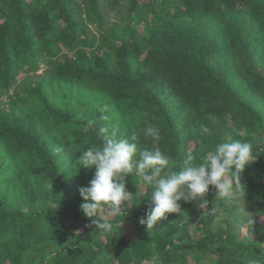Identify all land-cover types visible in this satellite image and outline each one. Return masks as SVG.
Wrapping results in <instances>:
<instances>
[{"label":"trees","instance_id":"1","mask_svg":"<svg viewBox=\"0 0 264 264\" xmlns=\"http://www.w3.org/2000/svg\"><path fill=\"white\" fill-rule=\"evenodd\" d=\"M105 124L138 153L157 127L177 164L227 136L256 158L231 203L209 186L150 229V189L126 177L132 204L105 233L77 163ZM262 150L264 0H0V264H264Z\"/></svg>","mask_w":264,"mask_h":264},{"label":"clouds","instance_id":"2","mask_svg":"<svg viewBox=\"0 0 264 264\" xmlns=\"http://www.w3.org/2000/svg\"><path fill=\"white\" fill-rule=\"evenodd\" d=\"M107 107L100 108L102 121L110 120L103 114ZM94 123L89 121V126ZM144 135L151 138L152 148L138 153L135 134L130 139H117L115 130L105 124L96 129L99 143L79 151L78 165L95 168L89 184L78 189L84 200L80 210L105 233L113 229L110 217L121 216L132 204L126 177L135 175L140 184L150 189L146 218L140 220L150 229L166 214L180 212L181 200L207 205L209 186H213L218 200L231 203L243 185L241 173L256 158L251 141L227 136L214 149L199 157L188 155L177 164L159 147L162 137L157 127H146Z\"/></svg>","mask_w":264,"mask_h":264},{"label":"rangeland","instance_id":"3","mask_svg":"<svg viewBox=\"0 0 264 264\" xmlns=\"http://www.w3.org/2000/svg\"><path fill=\"white\" fill-rule=\"evenodd\" d=\"M116 18V16L115 15H109V20L112 22V20L113 19H115ZM92 27V29H93V32H95L96 34H97V30L93 27V26H91ZM126 230H127V233H128V235L130 236V237H134L135 236V232H134V230H133V228H132V226L130 225H128V226H126ZM242 233H245V230L242 228Z\"/></svg>","mask_w":264,"mask_h":264}]
</instances>
